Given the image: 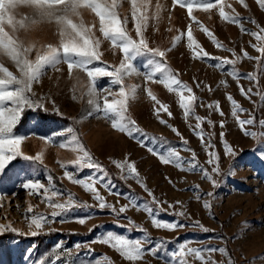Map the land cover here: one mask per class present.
<instances>
[{"label": "rangeland", "instance_id": "1", "mask_svg": "<svg viewBox=\"0 0 264 264\" xmlns=\"http://www.w3.org/2000/svg\"><path fill=\"white\" fill-rule=\"evenodd\" d=\"M188 2L193 4L191 15L186 5L174 0H137L147 47L165 53L160 58L148 50L139 52L132 61L139 74L124 79L126 91L132 85L137 86L135 96L130 95L128 99L125 116L143 130L142 138H151L147 146L113 128L110 118L96 113L89 103L94 97L89 95L91 79L85 71L73 68L69 72L66 62L43 69L40 80L32 85L33 98L41 106L25 107L13 129L15 135L25 137L21 145L23 156L41 154L42 162L21 156L0 171V225H11L17 230L6 228L0 233V264H96L97 261L100 264H173L174 260H183L186 264H205V261L207 264H264V124L261 123L264 121V56L253 47L264 46V40L252 35L264 36L261 32L264 8L257 0H245L247 7L240 0H223L222 5L216 4L208 10L200 6L203 0ZM211 2L215 4L216 0ZM106 3L111 6V0ZM221 6L229 15H238L240 24L221 17ZM114 10L122 21L127 17L126 31L138 41L131 0H117ZM32 12L27 5L19 4L12 14L20 20L31 17ZM73 19L77 23L82 19L84 25L91 28L94 38L100 40V61L90 67L105 64L118 67L124 54L103 36L99 17L90 8H81L80 16ZM241 24L246 31H242ZM201 25L214 34L215 40ZM4 28L25 47L35 45L27 54L33 62L37 52L43 54L46 50L44 46H60L55 21H39L26 30H13L7 23ZM189 29L193 48L188 46ZM216 41L222 47H217ZM194 48L201 55L206 51L210 57L221 59L235 60L242 57L244 51L260 59L242 58L234 65L217 67L216 59L194 58ZM157 61L187 85L191 93L177 85L169 90L161 82L159 73L153 80H147L145 73L150 72ZM0 63L20 75L15 63L3 52H0ZM233 69L239 73L238 78L231 74ZM248 73L255 79L245 78ZM241 86L247 95L242 94ZM103 87H110L112 94L101 91ZM119 87L111 85L109 77L97 78L101 106L105 96L110 101L122 99ZM149 89L155 100L148 95ZM181 91L185 97L194 94L197 98L187 117L180 106ZM229 94L243 111L237 109L233 114L234 106L227 98ZM216 102H219L217 106L208 107ZM161 105H166L168 111L161 110L157 116L156 109ZM5 107L12 105L7 102ZM40 110L51 117L40 116ZM249 119L254 123L241 127L240 121ZM201 130L203 139L199 136ZM73 136L102 166L106 177L94 169L84 167L81 170L72 164L83 155L72 141ZM149 147L154 151H149ZM226 148H230L231 153L226 152ZM169 150H175L183 158V169L161 162L159 156L167 155ZM193 152L198 165L213 176L215 186L199 169L188 170L187 162L192 161ZM209 153H215L216 164L208 163ZM126 160L134 162L139 179L128 176L126 170L122 171L114 163ZM215 167L219 168L218 173L213 172ZM66 171L75 179L96 178L99 181L96 189L108 205L115 206L116 212L112 207L101 209L93 193L69 180ZM29 180L43 184L48 192L23 187ZM105 183L109 187L106 188ZM53 191L57 195L52 196ZM46 196L51 197V203ZM70 196L74 206L53 217L52 213L60 210L52 205L66 204ZM206 201L210 207H205ZM133 202L151 207L161 221L181 226L174 230L157 228L153 216L143 207L133 206ZM124 205H129L128 210L119 213ZM41 214L47 220L43 228L30 227L33 216ZM81 218H85V223L79 222ZM33 232L38 234L33 235ZM108 232L140 240L145 250L142 258L130 261L118 249L99 242ZM181 245L225 251H204L205 260L202 261L188 253L187 248L181 256L177 251ZM150 248L157 250L153 254L147 251ZM174 252L177 253L175 258L172 257Z\"/></svg>", "mask_w": 264, "mask_h": 264}, {"label": "snow or ice", "instance_id": "2", "mask_svg": "<svg viewBox=\"0 0 264 264\" xmlns=\"http://www.w3.org/2000/svg\"><path fill=\"white\" fill-rule=\"evenodd\" d=\"M175 3L186 5L189 14L191 15L193 10V4L189 3L188 0H174ZM133 6L132 16L135 20V30L139 36V40L133 39L128 32L126 31L127 17L122 21L114 10L117 6V0H111V6L106 3V0H0V52L8 55L11 60L15 63L16 67L19 69L20 75L17 76L13 72H11L7 67H5L2 63H0V171L6 167L8 162H11L13 159L17 157L23 156L21 151V145L25 139L22 135H15L13 133V129L16 127L18 121L22 118V113L25 107H40L39 101L33 98L34 94L32 93V85L34 82H38L43 74V69L46 66L55 67L61 62H66L68 64L69 72L72 71L73 68H79L85 71L88 77L91 79V85L89 88V95L93 96L94 99L90 100L89 103L92 104L96 110L97 114H103L104 117L110 118L112 121L113 128L118 129L121 132L127 133L130 137L136 138L139 140L142 146H147L148 141L151 139L150 137L142 138L145 134H143V130L140 129L135 121L125 116L127 111V102L130 98L135 96L136 85H132L131 88L126 91L124 85L125 77H129L132 74H139L138 70L135 68L132 63L136 54L141 51L148 50L154 52V54L160 58L165 56L163 51L158 49H150L147 47V43L143 38L141 20L143 19L142 14L138 15L139 9L137 8V0H131ZM240 3L247 7L245 0H240ZM257 3L264 8V0H257ZM24 4L30 7L33 12L31 17H24L20 20H16L13 16V10L17 5ZM216 4H223V0H216V3H212L211 0H203V3L200 4L205 10L211 9ZM81 8H90L92 12H94L100 20V31L103 33V36L106 39H109L114 47H119L124 54V59L121 61L118 67H112L105 64L102 67H90L94 62L100 61V40L94 38L92 34L91 28L84 25L82 19L80 23L74 21L73 17L80 16ZM220 15L225 20L240 24V17L238 15L232 16L224 11V8L220 7ZM55 21L59 28V36H60V46L57 47L52 44H48L45 47V51L43 54L37 52L36 60L33 62L28 59L27 54L32 51L35 47L34 44L24 46L22 42H18L17 39H13L4 28L5 23L11 25L13 30L19 29H27L31 24H35L39 21ZM255 23V21H253ZM242 31H246L241 24ZM202 30L213 40H215V36L211 33L207 28H204L201 25ZM261 32H264V29H261ZM252 35L256 36L260 40H264V36L260 33H252ZM187 37L189 40V48H193V36L192 32L189 29L187 33ZM180 37H177L179 40ZM217 47H222L219 41H216ZM196 47H199L197 44ZM257 51L261 53V56H264V46L253 45ZM194 58H209L216 59L218 61L217 67H222L226 64H235L237 60L242 58L248 59H256L259 60L260 57H251L249 56L247 51L243 52L242 57H236L235 60H227L221 59L217 57H210L206 51L197 52L195 48ZM235 55V53H234ZM112 67L111 71H108V68ZM160 74L162 77L161 82L165 83L169 90H173V85L179 86L180 89H187L189 93H191V89L188 88L187 85L182 84L175 76H173L166 66L162 67L161 63L157 61L155 66L152 68L150 72L145 73V77L147 80H153L156 74ZM234 77H239V73L233 69L231 73ZM98 77H109L111 78V85H119V96L122 99H114L109 100L107 96L103 98V105L99 103V95L96 89V83ZM245 78L247 79H255V77L251 74H245ZM209 90L210 86H209ZM103 92H110V87H103L101 89ZM249 91H251L249 89ZM242 94L247 95L244 92L243 87L241 86ZM31 94V95H30ZM148 95L152 97L153 100L156 99L153 96L151 90H148ZM229 101L232 102L234 109L233 114L235 115L236 110L239 109L243 111V109L239 108L238 102H236L233 97L229 94ZM197 98L194 94H191L187 97L183 95V92L180 93V106L184 110L185 116L192 111V105ZM10 102L12 107H5L6 103ZM219 102H216V105H208L209 108L217 106ZM168 111L166 105H161L160 109H156V114L159 116L160 111ZM222 114V113H221ZM92 115V113H89ZM168 115L171 116V113L168 112ZM198 120H203V118L198 117ZM127 121L126 123L124 121ZM162 123H166V121H161ZM254 120L249 119L247 121H240L241 127L245 124H253ZM264 124V121L261 122ZM222 124V122H221ZM199 127V125H197ZM68 131H72L69 129ZM137 134H141L137 136ZM255 135V133H251ZM201 139H203V132L199 133ZM72 141L75 142L77 148L83 152V155L79 157L76 161H73L72 164L79 169H83L84 167L91 168L96 170L97 172L104 173L106 177V172L102 168V166L95 162L91 157L90 153L83 149V146L80 144L77 137L73 136ZM210 146V145H209ZM61 147H64V144H61ZM149 151H154L153 148L149 147ZM226 152L231 153L230 148H226ZM209 164H216L218 158L215 157V153H209ZM24 159L28 160H37L42 162V155L37 154L35 157H27L23 156ZM159 159L161 162L168 164L173 163L178 167L183 169L184 160L179 156V154L175 150H169L167 155H160ZM87 160V163H85ZM122 171L126 170L127 175L131 177H135L139 179V174L135 167L134 162H128L127 160L124 162L114 161ZM66 167V166H65ZM187 168L190 171H196L199 169L203 172L204 177L210 181H212L215 186L216 181L213 179V176L207 171L198 165L195 160V153L193 152L192 161L187 162ZM213 172L218 173L219 168H213ZM65 175L74 183L82 185L85 190L92 192L94 199L99 201V207L101 209L105 207H112L113 211L116 212L115 206L108 205L105 201V197L102 196L99 191L96 189L95 184L99 182L94 177H88L87 179H75L74 175L69 172H65ZM51 179V178H49ZM104 186L109 187L108 183H105ZM23 187L32 189L36 192H39L40 189H44L45 193L48 192V189H45L44 185L39 182H33L29 180L27 183L23 185ZM57 195L55 191L52 192V196ZM211 195V194H209ZM46 198L51 203V197ZM131 200V198H130ZM154 203H159L155 201L153 197ZM53 207L59 209V212H53L52 216L55 217L57 215H61L62 213L68 211L72 206H74V201L71 196L66 204L56 203L52 205ZM133 206L137 208L143 207V210L150 215L153 216V224L157 228H164L168 230H174L177 227L181 226L177 223L173 222H164L158 219L153 212V209L148 206H141L135 204L133 202ZM129 205L121 206L118 210L119 213H124L128 210ZM205 207H210V204L206 201ZM31 211V210H30ZM183 215V213H181ZM46 217L44 214L40 216H33L30 227L35 226L36 229H42L44 223H46ZM80 223H85V218H81L79 220ZM6 228L11 229V231L16 232L15 228H11V225H0V233H2ZM143 231V229H141ZM33 235L38 234L37 232H33ZM150 242V238H147ZM99 242L109 244L111 247L118 249L123 257L130 261H135L141 259L144 255V248L140 240H129L125 238L123 235L114 234L112 232H108L105 234L104 238H102ZM79 247V245H77ZM159 247V246H157ZM185 248L187 245H181L180 249L177 251L181 256L185 255ZM157 248H150L147 251L152 252L153 254ZM204 251L207 252H223L225 249H193L187 248L188 253L195 254L200 260L204 261L205 257L202 254ZM177 253H172V257L175 258ZM96 264H100V261H97ZM173 264H186L185 261L181 260L176 262L174 260ZM207 264V261H205ZM214 264V262H213Z\"/></svg>", "mask_w": 264, "mask_h": 264}, {"label": "trees", "instance_id": "3", "mask_svg": "<svg viewBox=\"0 0 264 264\" xmlns=\"http://www.w3.org/2000/svg\"><path fill=\"white\" fill-rule=\"evenodd\" d=\"M39 115L42 116V117H45V118H49L51 117V114L47 113V112H44L43 110H40L39 112ZM54 117V116H53ZM56 117H59V116H56ZM24 118L27 120V116L25 115ZM25 120V121H26Z\"/></svg>", "mask_w": 264, "mask_h": 264}]
</instances>
